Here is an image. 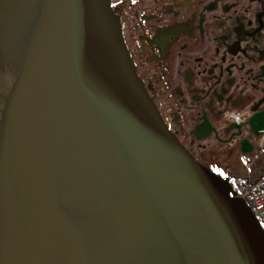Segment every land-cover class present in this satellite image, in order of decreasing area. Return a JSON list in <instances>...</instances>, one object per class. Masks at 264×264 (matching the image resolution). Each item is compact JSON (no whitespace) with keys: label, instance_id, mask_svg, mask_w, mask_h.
Masks as SVG:
<instances>
[{"label":"water","instance_id":"obj_1","mask_svg":"<svg viewBox=\"0 0 264 264\" xmlns=\"http://www.w3.org/2000/svg\"><path fill=\"white\" fill-rule=\"evenodd\" d=\"M0 86V264H264L246 203L149 99L111 0H0Z\"/></svg>","mask_w":264,"mask_h":264},{"label":"flooded vegetation","instance_id":"obj_2","mask_svg":"<svg viewBox=\"0 0 264 264\" xmlns=\"http://www.w3.org/2000/svg\"><path fill=\"white\" fill-rule=\"evenodd\" d=\"M111 5L134 71L179 144L228 181L264 177V0Z\"/></svg>","mask_w":264,"mask_h":264},{"label":"built area","instance_id":"obj_3","mask_svg":"<svg viewBox=\"0 0 264 264\" xmlns=\"http://www.w3.org/2000/svg\"><path fill=\"white\" fill-rule=\"evenodd\" d=\"M238 192L248 202L259 220L264 222V179L258 183H239Z\"/></svg>","mask_w":264,"mask_h":264},{"label":"bare ground","instance_id":"obj_4","mask_svg":"<svg viewBox=\"0 0 264 264\" xmlns=\"http://www.w3.org/2000/svg\"><path fill=\"white\" fill-rule=\"evenodd\" d=\"M1 90L3 91V88H1V86H0V91H1ZM3 92H4V91H3ZM0 106H1V100H0Z\"/></svg>","mask_w":264,"mask_h":264},{"label":"snow or ice","instance_id":"obj_5","mask_svg":"<svg viewBox=\"0 0 264 264\" xmlns=\"http://www.w3.org/2000/svg\"><path fill=\"white\" fill-rule=\"evenodd\" d=\"M215 171H219V169H215ZM262 227H264V225H261Z\"/></svg>","mask_w":264,"mask_h":264},{"label":"rangeland","instance_id":"obj_6","mask_svg":"<svg viewBox=\"0 0 264 264\" xmlns=\"http://www.w3.org/2000/svg\"><path fill=\"white\" fill-rule=\"evenodd\" d=\"M8 83V82H7Z\"/></svg>","mask_w":264,"mask_h":264}]
</instances>
